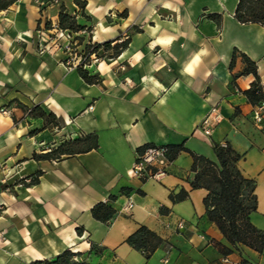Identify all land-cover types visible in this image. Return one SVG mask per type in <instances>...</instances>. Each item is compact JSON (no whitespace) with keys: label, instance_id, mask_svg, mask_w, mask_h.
Here are the masks:
<instances>
[{"label":"crops","instance_id":"crops-1","mask_svg":"<svg viewBox=\"0 0 264 264\" xmlns=\"http://www.w3.org/2000/svg\"><path fill=\"white\" fill-rule=\"evenodd\" d=\"M82 1L84 9L75 0H17L0 10V110L8 111H0V264L65 250L93 264H264V250L228 241L208 217V190L191 185L193 153L217 160L213 145L230 144L256 182L250 219L264 231V122L254 121L244 92L256 77L242 73L247 54L264 89V26L236 19L239 0ZM63 5L93 28L94 42L129 38L118 57L86 68L96 82L64 52L39 50L35 32L58 24ZM209 115L210 135L200 127ZM88 134L97 148L34 157ZM149 144L184 149L167 175L142 181L130 170ZM181 190L188 196L174 200ZM100 202L115 209L109 220L93 216ZM141 226L165 240L150 258L128 242Z\"/></svg>","mask_w":264,"mask_h":264},{"label":"trees","instance_id":"trees-1","mask_svg":"<svg viewBox=\"0 0 264 264\" xmlns=\"http://www.w3.org/2000/svg\"><path fill=\"white\" fill-rule=\"evenodd\" d=\"M16 1L0 0V10L8 9ZM76 3L81 4L82 9L86 6V1L76 0ZM210 16L220 17V14L213 13ZM235 17L241 23H259L264 26V0H239ZM59 18V24L62 28L73 32H79L86 28L85 25L78 22L76 14H72L64 5L61 7ZM128 43L129 38L123 41L108 40L87 45L92 46L89 51L90 55L95 53L98 58L110 61L118 57L126 49ZM242 55L246 62V67L242 73L254 74L256 77L251 87L244 92L248 100L256 105L264 100V89L258 73V66L247 54ZM236 56L237 51L234 54L232 64L235 63ZM79 69L86 81L93 83L99 80L97 74H92L83 66H79ZM41 113L45 115L44 111ZM49 118L55 120V115L51 113ZM97 147V135L88 134L64 142L45 154H35L34 157L60 158L65 154L85 152ZM169 147L170 158L172 159L184 149L183 145H170ZM213 148L217 160L193 153L192 170L195 175L191 185L193 188H206L208 190L205 198L208 217L218 225L229 242L236 247L246 245L262 252L264 250V231L258 229L250 219V214L257 209L256 182L244 176L238 167V161L242 158V154L230 144H214ZM37 179L35 178L33 181H37ZM246 192L250 197V202L246 197ZM186 196H188L186 190H181L178 194L172 195L174 200H181ZM114 213L115 209L107 202H100L92 208L93 216L102 221L109 220ZM128 242L135 248L142 250L146 257L150 258L164 244L165 240L149 227L141 226L129 236ZM231 251V249H227L225 252L228 254ZM78 255L80 254L65 250L54 260H35L31 264H93L86 260L76 259L75 257ZM240 264H248V261L244 260Z\"/></svg>","mask_w":264,"mask_h":264},{"label":"built area","instance_id":"built-area-1","mask_svg":"<svg viewBox=\"0 0 264 264\" xmlns=\"http://www.w3.org/2000/svg\"><path fill=\"white\" fill-rule=\"evenodd\" d=\"M54 27V35L55 42L57 43V47L63 48H71L73 45L78 43L76 33L62 28L60 24H53ZM47 31V30H46ZM45 29L39 30V50L43 52L45 50H49V46L45 45L43 41H46L42 35L46 33ZM42 37V38H41ZM21 38V37H20ZM95 53H92L90 56H95ZM97 59V58H96ZM68 63L70 66H83L87 67V63L84 60L83 56L79 58V60L75 61L73 58H69ZM2 113H8L6 109L0 110ZM253 118L254 121L261 125L264 122V100L260 103L256 104L253 110ZM216 119V118H215ZM200 127L204 130V132L208 135L211 134L213 127L211 124V115L206 117L200 123ZM172 163L170 159V147L168 145H157V144H149L143 146L140 150H138L136 154L135 162L130 170V174L134 177L139 178L142 181H146L149 179H160L162 176L167 175L169 173V166ZM134 206L133 201H129L125 210H129ZM177 226L181 229L185 227V221L180 220ZM224 261H228L227 258Z\"/></svg>","mask_w":264,"mask_h":264},{"label":"rangeland","instance_id":"rangeland-1","mask_svg":"<svg viewBox=\"0 0 264 264\" xmlns=\"http://www.w3.org/2000/svg\"><path fill=\"white\" fill-rule=\"evenodd\" d=\"M76 1V0H75ZM82 1V0H80ZM77 5L80 7L81 4H78ZM66 7V6H65ZM67 8V7H66ZM68 11H70L72 14H74L72 12V10L68 9ZM81 10V8H80ZM56 27H54L53 25V22H48L45 27H42V29H45L46 33L44 35H42V37L45 38L46 41H43V43L45 45H48L49 46V50H45V51H62L64 52L68 58H73L75 59V61L79 60V58L81 56H83L84 60L86 61L87 63V67L88 68L92 63L94 62H97L100 60V57L98 58L97 55L91 57L90 56V50L92 49V46H89L87 44H90V43H93V35H92V27H87L79 32H75L76 33V36H77V41L78 43L76 45H73L71 48L67 49V48H61V47H57L56 46V42H55V35H54V29ZM39 30L38 29L36 32H35V36L37 37V39L39 38ZM41 37V38H42ZM89 47V48H88ZM97 58V59H96ZM246 197L249 199V195L248 193L246 192ZM249 202H250V199H249ZM76 259H80L82 260L81 258H78V257H75Z\"/></svg>","mask_w":264,"mask_h":264}]
</instances>
